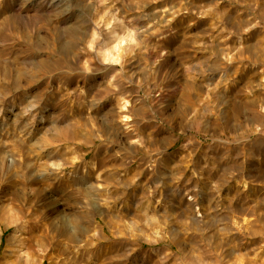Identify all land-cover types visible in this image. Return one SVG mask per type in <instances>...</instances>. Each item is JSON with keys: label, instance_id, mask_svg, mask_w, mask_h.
Segmentation results:
<instances>
[{"label": "rangeland", "instance_id": "374dc122", "mask_svg": "<svg viewBox=\"0 0 264 264\" xmlns=\"http://www.w3.org/2000/svg\"><path fill=\"white\" fill-rule=\"evenodd\" d=\"M0 264H264V0H0Z\"/></svg>", "mask_w": 264, "mask_h": 264}, {"label": "bare ground", "instance_id": "6f19581e", "mask_svg": "<svg viewBox=\"0 0 264 264\" xmlns=\"http://www.w3.org/2000/svg\"><path fill=\"white\" fill-rule=\"evenodd\" d=\"M109 56H111V55H109ZM111 57H113V56H111Z\"/></svg>", "mask_w": 264, "mask_h": 264}]
</instances>
